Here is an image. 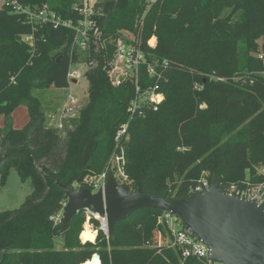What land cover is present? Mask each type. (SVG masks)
I'll list each match as a JSON object with an SVG mask.
<instances>
[{
  "label": "trees",
  "instance_id": "obj_1",
  "mask_svg": "<svg viewBox=\"0 0 264 264\" xmlns=\"http://www.w3.org/2000/svg\"><path fill=\"white\" fill-rule=\"evenodd\" d=\"M17 1L80 20L73 10L79 0ZM97 10L109 39L140 34L148 62L163 72L158 79L144 68L140 84L159 85L165 99L158 111L130 120L135 85H112L102 69L113 59L110 46L106 57L89 55L99 64L85 74L89 98L60 132L33 91L70 88V68L81 59L73 48L75 32L50 23L34 28L24 14L1 7L0 178L5 184L15 170L32 193L20 209L0 213V264H90L95 254L101 264H205L183 259L166 243L164 213L155 209L117 223L111 238L85 210L63 227L57 217L68 197L57 183L92 190L90 180L107 171L114 154L124 157L131 191L141 188L154 196L182 198L204 174L223 190L248 176L253 183L264 181L257 175L264 166V62L257 56L264 48V0H99ZM153 37L155 47L148 44ZM20 106L28 108L30 121L15 129L12 114ZM128 123L127 134L116 142ZM88 218L99 231L95 244L82 241ZM159 233L163 245L156 248ZM58 240L62 250L56 249Z\"/></svg>",
  "mask_w": 264,
  "mask_h": 264
},
{
  "label": "built area",
  "instance_id": "obj_2",
  "mask_svg": "<svg viewBox=\"0 0 264 264\" xmlns=\"http://www.w3.org/2000/svg\"><path fill=\"white\" fill-rule=\"evenodd\" d=\"M98 2L99 0H79V2L73 6V10L77 11L80 16V20L77 22L73 20H63L54 11L50 10L47 5L32 9L22 6L17 0H3L2 7L10 8L15 14H24L27 21L34 28L50 23L54 26H63L73 30L75 32L73 48L77 49L80 56L81 54H85L89 57L92 53H100L103 57H106L109 52V47L112 46L114 48L113 59L110 62L105 61L102 69L107 71L109 79L115 87L123 86L128 82L135 85V95L128 107L130 120L145 117L146 111L148 110L158 111L165 99V95L158 91L159 85H149L143 88L140 84V78L144 68L149 77L157 76L158 79L162 78L163 72H158L156 67L148 62L146 54L141 49L142 40L140 34L121 32L115 41L108 38L97 19L99 15L97 10ZM142 26L143 23L140 24V29ZM155 39V45H151L149 41V46L155 47L157 45L158 40L157 38ZM259 58L264 60L263 55H260ZM79 63L75 65H80ZM98 65L99 64L95 60H91L90 58V63L88 65L90 67L89 70L98 67ZM158 67L166 68L167 63L158 65ZM71 68L68 75L70 85L71 82L76 80V74H72ZM251 83H253V81ZM82 106L83 104L80 102V99L71 94L61 112L58 115L50 116L51 121L54 123L50 125L60 132L64 131L66 125L70 124L71 120L79 116ZM128 128L129 123L122 126L117 133L116 142H120L121 138L127 134ZM121 153H124L123 149H121ZM124 164L123 155L114 154L108 166L109 169L111 167L117 168V173H115V175L121 183H127L129 181L128 176L124 172ZM108 168L107 170H109ZM107 173L106 171L98 180H90L89 183L90 186L93 187V192L105 187ZM259 175L264 176V166L261 168ZM211 184L212 181L208 175L204 176L192 192L202 193L207 191L210 189ZM223 191L229 196L255 201L259 206L264 208V181L253 183L248 176L243 183L229 184ZM88 215L99 220L100 230L109 238V229L106 220L90 212H88ZM163 222L167 226L169 232V241L166 243H169L172 249L179 251L183 259H197L203 261L205 264H221L211 259L209 248L204 243L191 237L186 231L183 223L173 214L164 213ZM163 239V235L159 233L157 235L158 244L156 248L163 245ZM146 245L147 247H155L151 242H147Z\"/></svg>",
  "mask_w": 264,
  "mask_h": 264
},
{
  "label": "water",
  "instance_id": "obj_3",
  "mask_svg": "<svg viewBox=\"0 0 264 264\" xmlns=\"http://www.w3.org/2000/svg\"><path fill=\"white\" fill-rule=\"evenodd\" d=\"M57 184L68 197L60 221L63 227L85 210L106 220L111 238L117 223L141 209L151 208L179 219L191 237L209 248L215 262L264 264V208L255 201L227 195L216 178L209 190L191 192L182 198L154 196L141 188L132 192L113 170L108 173L105 187L97 192ZM95 257L100 259L98 254Z\"/></svg>",
  "mask_w": 264,
  "mask_h": 264
},
{
  "label": "rangeland",
  "instance_id": "obj_4",
  "mask_svg": "<svg viewBox=\"0 0 264 264\" xmlns=\"http://www.w3.org/2000/svg\"><path fill=\"white\" fill-rule=\"evenodd\" d=\"M2 3H3V0H0V8L2 7ZM155 38L156 37H153L152 39H150L151 45L153 44L155 45L156 43ZM23 40L27 42L28 44H30L31 46H33V39L24 37ZM260 55L264 56V48L260 49L257 56L259 57ZM89 63H90L89 57L86 56L85 54H81V59L79 63L80 65H75L71 68L72 74H76L75 75L76 82L75 83L71 82L70 88L64 89V90L63 89L62 90L38 89V90L33 91V95L37 96L40 99L42 108L47 118V121L50 124H54L51 121L50 116L58 115L61 112L64 104L67 102L71 94H73L74 96H77L80 99V102H82V104L86 102V100L89 98L88 97L89 96V93H88L89 83L85 76V74L88 72L90 68L88 66ZM62 142L64 141L62 140ZM262 167H259L257 169L258 171L257 175H259V172L261 171ZM112 170L113 169L110 168L109 170H107V172L109 173ZM108 173H107V177H108ZM204 176H207V175L204 174ZM106 182H107V179H106ZM31 193H32V187H31L30 182L29 181L23 182L18 172L15 170L11 172V175L8 177L5 184H2L1 178H0V213L5 212V211H12V210L20 209L21 206L25 203L26 199L31 195ZM62 216H63V211L59 214V216L57 217V220L61 221ZM87 224H90L89 218L87 220V223L85 224V228H84L85 231H86ZM90 228L93 231L95 230L92 226H90ZM98 236H99V231L98 233L96 232L95 238L92 240H89V242H91L92 244H95ZM83 242H87V241L83 240ZM63 245H64L63 241L58 240L56 242V249L62 250ZM97 263L100 264V259L98 257H95L90 264H97Z\"/></svg>",
  "mask_w": 264,
  "mask_h": 264
},
{
  "label": "crops",
  "instance_id": "obj_5",
  "mask_svg": "<svg viewBox=\"0 0 264 264\" xmlns=\"http://www.w3.org/2000/svg\"><path fill=\"white\" fill-rule=\"evenodd\" d=\"M12 118H13V125H14L15 129L24 128L30 121L28 108L26 106L18 107L13 112ZM4 124H5V118H4V116H1L0 117V127H4ZM84 228H85V226H84ZM100 263H101V261H100Z\"/></svg>",
  "mask_w": 264,
  "mask_h": 264
},
{
  "label": "bare ground",
  "instance_id": "obj_6",
  "mask_svg": "<svg viewBox=\"0 0 264 264\" xmlns=\"http://www.w3.org/2000/svg\"><path fill=\"white\" fill-rule=\"evenodd\" d=\"M154 45V44H153ZM90 224H87V227H86V231L84 232V234L82 235V239L84 241H89V240H92L95 238V235H96V232L93 231L91 228H90ZM98 262V261H96ZM99 264V263H97Z\"/></svg>",
  "mask_w": 264,
  "mask_h": 264
}]
</instances>
